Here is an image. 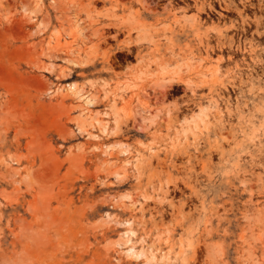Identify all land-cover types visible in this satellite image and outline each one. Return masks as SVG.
<instances>
[{"label": "rangeland", "instance_id": "rangeland-1", "mask_svg": "<svg viewBox=\"0 0 264 264\" xmlns=\"http://www.w3.org/2000/svg\"><path fill=\"white\" fill-rule=\"evenodd\" d=\"M72 2L0 0V264H264V0Z\"/></svg>", "mask_w": 264, "mask_h": 264}, {"label": "bare ground", "instance_id": "bare-ground-1", "mask_svg": "<svg viewBox=\"0 0 264 264\" xmlns=\"http://www.w3.org/2000/svg\"><path fill=\"white\" fill-rule=\"evenodd\" d=\"M67 1L66 0H54V2L58 3L63 8V10H62L63 15H66L67 13H70L73 10H75V3L76 2L74 3L71 0V1H69L68 5H67L66 4ZM65 6H67V7L64 8ZM67 19H70V17H68ZM183 20H184L183 21L184 23L191 21V19L188 16L185 17ZM68 22H69V28L71 29L70 30L71 32H80L81 33V26H80V22L79 21L78 22L77 21H68ZM56 39H57V37H56ZM145 40H146V34L145 33H142L139 42H144ZM66 90L69 93H73V94H79L80 93V90L78 88H76V85H74V83H69L68 86H67V88H66ZM84 100H85V102H89L91 100V98L90 97H85ZM202 111H203V107H200V109L197 112H195V114L193 116V119L196 118V116H200V114L202 113ZM94 117H92V119H89L87 116L86 117H84V116L80 117V119H79L80 128H83L84 126H86L87 124L91 123L94 120L93 122L101 125L102 126V130L104 131L105 130V124L97 116L95 118ZM124 152H125V150H124ZM115 174H116V176H120L121 175V173L118 170H115ZM140 254H141V252L133 253V255L136 258L139 257Z\"/></svg>", "mask_w": 264, "mask_h": 264}, {"label": "crops", "instance_id": "crops-1", "mask_svg": "<svg viewBox=\"0 0 264 264\" xmlns=\"http://www.w3.org/2000/svg\"><path fill=\"white\" fill-rule=\"evenodd\" d=\"M134 15L136 16L133 12H128V11H124L123 15L121 17H119L117 19L118 22L124 23V24H130V23H134L136 21H131V16ZM126 17H128V19H125ZM156 109V108H155ZM154 108L151 110H146L149 111L147 115H149L150 117L155 116L157 113V110H155Z\"/></svg>", "mask_w": 264, "mask_h": 264}]
</instances>
